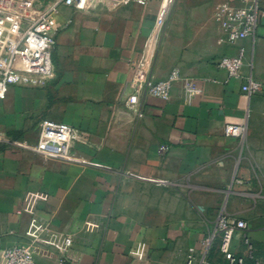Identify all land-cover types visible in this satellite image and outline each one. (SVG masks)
<instances>
[{
	"label": "crops",
	"instance_id": "1",
	"mask_svg": "<svg viewBox=\"0 0 264 264\" xmlns=\"http://www.w3.org/2000/svg\"><path fill=\"white\" fill-rule=\"evenodd\" d=\"M145 1L62 6L55 79L0 100V252L28 243L36 218L37 264H187L190 249L193 264L216 263L219 243L206 252L205 241L225 213L248 223L264 264V0L254 35L236 44L215 18L226 0H178L155 42L162 0ZM240 48L241 78L229 79L216 61ZM138 64L156 81L181 71L168 101L141 97V118L128 105ZM250 79L260 93L242 91ZM45 120L77 130L78 162L35 151ZM228 124L244 136H226ZM234 249L243 254L240 237Z\"/></svg>",
	"mask_w": 264,
	"mask_h": 264
},
{
	"label": "built area",
	"instance_id": "2",
	"mask_svg": "<svg viewBox=\"0 0 264 264\" xmlns=\"http://www.w3.org/2000/svg\"><path fill=\"white\" fill-rule=\"evenodd\" d=\"M130 0H54L36 20L24 21L14 13L0 9V100H6L13 87L45 88L56 77L52 52L57 43L59 33L67 27L57 22L56 16L62 6L74 7L83 11L98 5L119 6ZM145 5V0H136ZM178 0H162L157 13L153 31L149 37L150 42H155ZM260 0H226L221 3L215 13V18L221 26L226 41L236 44L254 35L258 25ZM246 50L240 48L233 56L219 58L216 63L220 69L227 72L229 79H240L245 65ZM181 71L174 68L169 75L156 81L146 70L145 66L138 64L134 68L131 88L132 94L128 99L129 108L135 110L138 116L143 117L141 97H155L168 101L174 85L180 80ZM189 94H194L197 89L187 85ZM242 91L246 95H255L262 91V85L252 79L243 85ZM245 128L242 125L228 124L224 134L228 137H243ZM78 135L77 130L66 123L45 120L41 124V133L35 151L39 154L53 157L68 162H78L72 155L71 149ZM33 213L31 203L19 211ZM44 231L43 225L33 218L27 236L28 243L14 245L0 252V264H37L34 257V247L41 239ZM249 225L241 219H232L222 213L216 222L214 233L205 241L206 252H209L214 242L219 243L222 257L220 262L212 263L207 259L204 264H263L256 256V251L248 233ZM237 237L241 238L243 254L234 249ZM66 246L71 245V240L66 239ZM194 249H190L187 264L194 262ZM133 257H144V245L141 244L131 251Z\"/></svg>",
	"mask_w": 264,
	"mask_h": 264
},
{
	"label": "rangeland",
	"instance_id": "3",
	"mask_svg": "<svg viewBox=\"0 0 264 264\" xmlns=\"http://www.w3.org/2000/svg\"><path fill=\"white\" fill-rule=\"evenodd\" d=\"M54 0H0V9L14 13L26 22L36 20Z\"/></svg>",
	"mask_w": 264,
	"mask_h": 264
},
{
	"label": "trees",
	"instance_id": "4",
	"mask_svg": "<svg viewBox=\"0 0 264 264\" xmlns=\"http://www.w3.org/2000/svg\"><path fill=\"white\" fill-rule=\"evenodd\" d=\"M209 260H210V257H209Z\"/></svg>",
	"mask_w": 264,
	"mask_h": 264
}]
</instances>
